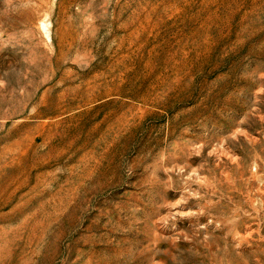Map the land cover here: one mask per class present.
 I'll return each instance as SVG.
<instances>
[{
    "label": "rangeland",
    "instance_id": "rangeland-1",
    "mask_svg": "<svg viewBox=\"0 0 264 264\" xmlns=\"http://www.w3.org/2000/svg\"><path fill=\"white\" fill-rule=\"evenodd\" d=\"M0 264H264V0H0Z\"/></svg>",
    "mask_w": 264,
    "mask_h": 264
}]
</instances>
